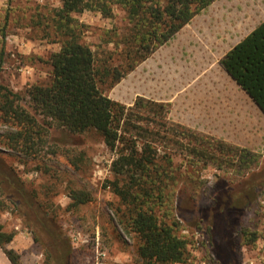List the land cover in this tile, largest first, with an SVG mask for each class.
Returning a JSON list of instances; mask_svg holds the SVG:
<instances>
[{
    "label": "rangeland",
    "instance_id": "rangeland-1",
    "mask_svg": "<svg viewBox=\"0 0 264 264\" xmlns=\"http://www.w3.org/2000/svg\"><path fill=\"white\" fill-rule=\"evenodd\" d=\"M59 6V0H0V79L22 96L31 85L49 80L50 55L60 46L49 16ZM113 13L106 18L85 10L73 16L82 24L83 40L98 57L106 59L111 52L109 61L118 65L124 46L117 42L128 22L120 7L115 6ZM202 17L196 45L211 48V36L223 34L225 40L219 39L213 53L218 56L264 20V0H216ZM149 62L139 63L112 87L102 85L104 93L126 105L135 94H157L149 86L160 72ZM206 70L198 68V77L203 72L209 75ZM162 72L169 77L173 70ZM175 72L183 78L189 74L185 68ZM213 72L219 76L220 99L226 94L236 101L220 102V114L229 117L220 118L217 129L195 130L251 149L261 155V162L238 175L231 168L192 163L185 153L172 152L177 178L171 216L179 222L178 235L188 242L185 264H264V113L243 98L238 87L233 92L221 71ZM181 106L173 107V121L186 120L187 109ZM12 129L0 117V223L15 232L6 247L20 255L22 264H59L48 248L57 242L51 236L57 232L71 247L64 264H146L137 254L134 233L119 222L117 209L123 205L110 184L114 151L102 137L93 130L72 134L52 127L44 136L40 156L33 157L4 144L3 135ZM72 191H84L91 200L71 206ZM230 200L234 212L227 216L225 205ZM252 234L257 238L250 242ZM0 264H11L1 248Z\"/></svg>",
    "mask_w": 264,
    "mask_h": 264
},
{
    "label": "trees",
    "instance_id": "trees-1",
    "mask_svg": "<svg viewBox=\"0 0 264 264\" xmlns=\"http://www.w3.org/2000/svg\"><path fill=\"white\" fill-rule=\"evenodd\" d=\"M213 1L59 0L49 16L60 46L50 55L48 82L31 85L22 96L0 79V117L13 128L3 135L7 147L38 157L44 136L55 127L72 134L93 130L114 151L110 184L123 205L117 215L124 230L134 233L137 254L146 264H185L187 259L188 242L178 235L179 222L171 216L177 178L172 152L185 153L192 163L231 168L238 175L259 166L261 155L173 121L169 102L137 96L126 105L106 95L101 86L118 83ZM115 6L128 22L117 42L124 46L118 65L109 61L111 52L106 59L98 57L73 16L89 10L110 18ZM2 63L0 52V72ZM221 64L264 113V20L222 57ZM71 200V206H78L91 196L72 191ZM225 206L227 216L232 215L231 200ZM14 235L0 223V248L11 264H22L20 255L6 247ZM51 236L57 242L49 251L64 264L71 252L69 242L59 232ZM256 238L252 234L249 241Z\"/></svg>",
    "mask_w": 264,
    "mask_h": 264
},
{
    "label": "crops",
    "instance_id": "crops-1",
    "mask_svg": "<svg viewBox=\"0 0 264 264\" xmlns=\"http://www.w3.org/2000/svg\"><path fill=\"white\" fill-rule=\"evenodd\" d=\"M215 1L195 15L168 42L158 47L146 58L150 60L149 65H154L153 68L159 69L160 72V74H155L156 76L152 77L153 79H150L151 86H149L153 92L157 90V94H135V98L137 96H143L159 102H169L171 104L169 116L176 103H180L182 110H185L184 107L187 109L185 110L186 114L183 115L186 117V120L181 119L184 123H180L195 129H217L219 127V119L229 117V114H220V102L236 101V98H232L231 100L230 97H226V94L223 95L222 100L220 99L218 96L220 93V89H218L219 76L214 74V70L221 71L225 75L223 81L232 86L233 92L238 87L240 95L243 98L247 97L250 101H253L249 94L245 92L221 64L222 57L239 40L230 46L228 45L223 53L218 56H214L213 53L215 48H219V39L225 40L223 34L218 36L215 33L211 36V41L209 40V46L211 45V48L196 45L199 43V38H201L198 37V34H200L201 30L203 31V27H199L198 23L203 20L202 15L204 11L210 8ZM182 63H186V66L182 65ZM184 68L189 70L188 77L185 78L175 72V69ZM198 68L207 69L206 71H209V75L203 72V77H198ZM166 69L173 70L171 74H168L169 77L162 72ZM227 93L229 94V91ZM232 95L234 96L233 93ZM194 108H196V111L192 112ZM192 118L197 120L193 121Z\"/></svg>",
    "mask_w": 264,
    "mask_h": 264
}]
</instances>
